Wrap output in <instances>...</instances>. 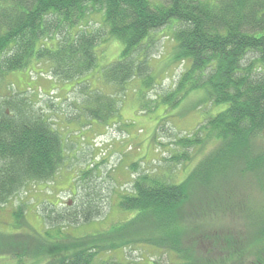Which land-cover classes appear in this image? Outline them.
Listing matches in <instances>:
<instances>
[{
    "label": "trees",
    "instance_id": "1",
    "mask_svg": "<svg viewBox=\"0 0 264 264\" xmlns=\"http://www.w3.org/2000/svg\"><path fill=\"white\" fill-rule=\"evenodd\" d=\"M166 28L173 31L177 60L188 66L161 101L177 104L181 96L202 89L212 106L223 107L198 126L185 146L209 141L216 145L184 183L136 172L127 193L120 194V207L145 215L159 228L162 221L178 222L176 234L163 238L146 223L125 224L142 223L159 245L177 253L176 264H217L179 243L183 224L178 210L188 201L187 188L193 183L208 198L209 210L199 209L198 215L216 213L243 221L244 232L215 236L214 243L227 253L216 262L264 264V145L258 143L264 136V0H0V205L29 183L51 182L73 160L71 136L78 139L82 131L121 126L130 82L137 77L143 79L142 86L154 82L149 58L161 49ZM110 40L121 42V53L101 64V48ZM29 69L73 86L66 97L58 85L56 91L33 97L35 90L15 89L9 79L13 72ZM58 106L63 107L61 118ZM61 122H75L77 128L69 123L60 129ZM222 155L230 163L228 172L212 168ZM134 165L129 167L135 172ZM230 172L245 178H229ZM76 174L74 180L83 189L78 199L61 209L46 200L45 224L75 225L101 217L104 197L92 191V184L102 178L100 165L93 161ZM16 212L21 222L23 214ZM129 230L107 233L113 235L110 240L102 236L82 242L72 237V250L49 249L53 264H138L100 257L123 246L122 241L135 244L126 238ZM215 237L208 236L204 244Z\"/></svg>",
    "mask_w": 264,
    "mask_h": 264
},
{
    "label": "rangeland",
    "instance_id": "2",
    "mask_svg": "<svg viewBox=\"0 0 264 264\" xmlns=\"http://www.w3.org/2000/svg\"><path fill=\"white\" fill-rule=\"evenodd\" d=\"M172 33L173 31L168 28L162 32L161 49L149 58L154 72L153 84L142 86L143 79L139 77L130 82V90L128 96L124 98L119 117L121 126L106 130L97 127L92 131H82L84 135H77L78 139L75 135L71 136L73 160L67 162L51 182L29 183L7 204L0 205V264H53L54 256L49 252L50 248L59 246L64 249V246H70L69 250H72L74 247L72 245L76 244L72 242L74 240L72 237L82 242H91L102 236L107 239L113 237L107 233L119 228L126 231L131 228L126 238L134 240L135 244H126V241H122L123 246L120 248L116 247L101 254L100 257L103 259L135 261L138 264H176L177 253L171 249L172 247L159 245L154 240L155 236L148 234V229H143L142 223L149 225L163 238L176 234L180 227L179 223L162 221L159 222V228L155 223L147 222L145 215L139 216L135 210L125 209L119 205L120 194L127 193L130 182L138 174L136 172L141 175L150 172L149 175H155L158 179L182 184L216 145V141H209L188 149L185 146V142L192 140L193 135H196L194 132L198 126L223 107L212 106L207 93L205 95L202 89L194 90L184 97L181 96L177 104L161 101L162 96L175 89L181 73L188 66L177 60L174 48L176 42ZM101 50V64H105L118 59L122 44L120 41L110 40ZM39 70L41 71V68ZM9 79L14 83L15 89L29 90V93L35 90L33 97L39 93L56 91L54 87L57 85L60 87V95L66 97L73 86L72 82H57L51 75L40 74L37 69L15 71L9 75ZM68 95L73 97V94ZM60 107L61 109L59 106L56 107L59 110L56 114L61 118L63 107ZM163 118L167 120L163 123V129L158 130V123ZM69 123L61 122L60 129ZM70 127L76 129L77 125L72 122ZM67 130L69 128L66 127ZM258 143L264 145V136ZM93 161L98 162L102 173L101 181L92 184L95 188L92 191L96 190L104 197L101 217L89 222L81 221L75 225L62 223L54 227L45 224L43 206L46 200L59 204L60 209L67 204L72 205L83 190L78 186L80 183L74 180L77 176L76 170L86 167ZM133 163L136 164L135 172L129 167L130 165L132 167ZM229 164L227 155H222L212 168L228 172ZM228 177L245 178L235 176L232 172ZM204 182L211 184L208 178H204ZM92 185H87L84 194H88L87 191L91 190ZM187 190L189 199L178 210L183 224V231L178 236L179 243L183 247H190L196 256L212 258L219 264L216 260L224 259L227 253L223 254L214 243L215 236L244 232L243 221L231 215L207 212H199L198 215L199 209L209 210L206 192L193 183L192 188L189 186ZM16 211L23 214L21 222L17 221ZM132 220L142 223L130 227L125 224ZM208 236L215 238L212 240L213 243L205 245L204 241H207ZM46 240H49L48 245ZM54 243L57 245H53ZM226 264L233 263L228 261Z\"/></svg>",
    "mask_w": 264,
    "mask_h": 264
}]
</instances>
